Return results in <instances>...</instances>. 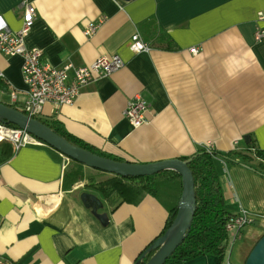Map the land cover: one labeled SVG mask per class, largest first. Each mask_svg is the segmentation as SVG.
<instances>
[{"label":"crops","instance_id":"0c3cea01","mask_svg":"<svg viewBox=\"0 0 264 264\" xmlns=\"http://www.w3.org/2000/svg\"><path fill=\"white\" fill-rule=\"evenodd\" d=\"M22 1L36 9L25 44L42 51V62L81 66L113 53L124 61L85 85L72 104L45 103L38 118L123 161L186 159L210 143L220 153L214 165L225 208L247 211L252 222L230 239L222 260L206 254L182 264H245L264 234V171L256 159L222 154L248 142L264 150V36L254 38L264 29L257 14L264 15V0H0L13 31ZM91 22L99 25L86 35ZM134 33L148 50L131 52ZM21 63L0 53V102L17 109L26 99ZM136 92L147 108L134 128L123 111ZM0 159V254L16 264H134L180 197L177 179L167 175L156 178L154 196L44 143L15 149L2 139ZM110 182L124 185L125 194L108 191ZM83 191L102 202L106 224L83 205Z\"/></svg>","mask_w":264,"mask_h":264},{"label":"built area","instance_id":"2783aa9c","mask_svg":"<svg viewBox=\"0 0 264 264\" xmlns=\"http://www.w3.org/2000/svg\"><path fill=\"white\" fill-rule=\"evenodd\" d=\"M21 5L23 7L22 22L17 31L11 30L5 19L0 16V53L6 56H19L22 59L21 75L26 86V99L18 110L28 116L38 118L45 103H51L55 107L72 104L85 85L123 66L124 61L117 53L100 55L91 63L81 66H73L71 63L53 66L42 62V51L35 47H27L25 44V37L36 17V9L26 1H22ZM257 14L258 19H264L261 12ZM99 22L89 23L84 33L86 35L94 33ZM263 36L264 29L255 30V40ZM129 49L137 54L148 50L149 45L138 33H134L130 37ZM189 50L194 54L198 52L197 48ZM146 108V100L136 92L128 99L123 115L130 125L136 128L146 121L144 117ZM2 139L11 141L15 149L30 143H42L22 129L0 123V140ZM203 148L212 149L210 143H206ZM65 158L69 159L66 156ZM251 222L252 215L245 210L230 216L226 229L231 239L238 235L242 227ZM0 264H16V262L0 254Z\"/></svg>","mask_w":264,"mask_h":264},{"label":"trees","instance_id":"16d2710c","mask_svg":"<svg viewBox=\"0 0 264 264\" xmlns=\"http://www.w3.org/2000/svg\"><path fill=\"white\" fill-rule=\"evenodd\" d=\"M38 119L47 124L56 133L66 138L74 145L114 160L123 161L118 157L98 151L81 139L65 132L54 122H47L40 118ZM6 125L12 128H17L15 125L10 123H7ZM217 155H220V153L215 152L213 149L207 150L202 147L198 149L192 156L186 158L190 159L188 162V167L191 170L194 178L195 210L188 234L163 264H182L186 260L206 254L216 255L219 260H222L224 257L227 244L231 239L230 233L226 229V224L229 220V217L234 214H230L224 206V197L221 191L218 173L214 165V157ZM222 155L230 160L240 159L248 161L256 159L258 162L257 166L261 168L260 170L264 171V150L254 148L253 144L250 142H248L246 148L243 151L232 150ZM76 163L78 165H83L79 162ZM77 174L78 178L82 176L79 173ZM163 175H167L166 177H168V179H177L180 195L182 188L181 177L173 170H163L159 173L148 176H112L126 180L128 182L139 183L144 191L155 196L158 192L156 178H159ZM107 186L110 187L108 191L113 190L117 191L120 195L125 194L126 188L124 185L121 188L119 182H110L107 184ZM106 190V187H102L100 189V193H102L104 196H107L109 192ZM176 210L177 201L169 208L168 216L160 235H162L171 225L175 217ZM157 238H155L152 243ZM152 243H150V245ZM150 245L146 246L140 252L138 257L135 259L134 264H145L147 262V260L155 252V248L148 249Z\"/></svg>","mask_w":264,"mask_h":264},{"label":"water","instance_id":"95a60500","mask_svg":"<svg viewBox=\"0 0 264 264\" xmlns=\"http://www.w3.org/2000/svg\"><path fill=\"white\" fill-rule=\"evenodd\" d=\"M0 123L13 124L69 159L103 172L133 177L153 175L163 170L178 173L182 188L175 217L169 228L148 248H155V252L145 264H163L188 234L195 210L194 178L188 167L190 159L171 158L146 163L114 160L70 143L38 118L3 102H0ZM80 199L101 224L107 223L106 213L99 211L103 204L96 195L83 191ZM245 264H264V234L251 249Z\"/></svg>","mask_w":264,"mask_h":264}]
</instances>
